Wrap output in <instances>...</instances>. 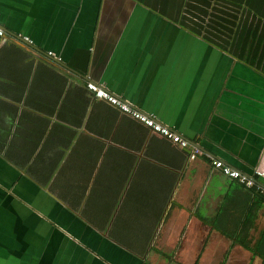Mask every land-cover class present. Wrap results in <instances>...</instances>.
I'll use <instances>...</instances> for the list:
<instances>
[{"label":"crops","instance_id":"obj_1","mask_svg":"<svg viewBox=\"0 0 264 264\" xmlns=\"http://www.w3.org/2000/svg\"><path fill=\"white\" fill-rule=\"evenodd\" d=\"M0 27L31 39L0 45V264H264V0H0Z\"/></svg>","mask_w":264,"mask_h":264},{"label":"built area","instance_id":"obj_2","mask_svg":"<svg viewBox=\"0 0 264 264\" xmlns=\"http://www.w3.org/2000/svg\"><path fill=\"white\" fill-rule=\"evenodd\" d=\"M7 39H14L18 41L31 43V39L28 36L21 34L12 36L8 34L6 30L0 27V45L3 44ZM47 55L52 56L54 54L51 51H47ZM54 57L55 59L59 60L58 56L54 55ZM86 88L95 98L102 99L107 103L115 106L121 112L126 113L132 118L140 121L142 124L147 126L152 132L159 134L160 136L164 137L168 141L178 145L181 148H187L188 149L187 156L189 159H193L198 154L201 153V150L197 145L191 144L186 138L181 136L179 133L173 131L168 126L160 123L150 114L141 112L136 108L132 107L131 105H129L128 103H126L124 100H121L116 95L109 92L102 85V83L88 80L86 82ZM209 160L213 168L218 169L222 174L226 175L227 177L234 179L247 187H252L254 185L253 178L242 173L238 169L224 163L222 160L212 157H210ZM255 173L259 175L262 174V172L257 169H255Z\"/></svg>","mask_w":264,"mask_h":264},{"label":"water","instance_id":"obj_3","mask_svg":"<svg viewBox=\"0 0 264 264\" xmlns=\"http://www.w3.org/2000/svg\"><path fill=\"white\" fill-rule=\"evenodd\" d=\"M61 64H62L63 66H65V67H68V68H70V67H69V66H67L65 63H62V62H61ZM262 174L264 175V170H263Z\"/></svg>","mask_w":264,"mask_h":264},{"label":"trees","instance_id":"obj_4","mask_svg":"<svg viewBox=\"0 0 264 264\" xmlns=\"http://www.w3.org/2000/svg\"><path fill=\"white\" fill-rule=\"evenodd\" d=\"M202 12H203V13H205V12H206V10H202ZM142 264H147V263H145V262H143V261H142Z\"/></svg>","mask_w":264,"mask_h":264}]
</instances>
